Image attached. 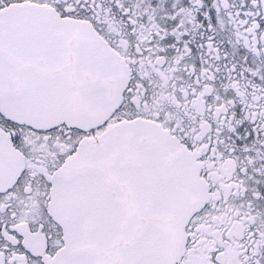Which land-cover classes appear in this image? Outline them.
<instances>
[{"label": "snow or ice", "instance_id": "obj_1", "mask_svg": "<svg viewBox=\"0 0 264 264\" xmlns=\"http://www.w3.org/2000/svg\"><path fill=\"white\" fill-rule=\"evenodd\" d=\"M0 264H264V0H0Z\"/></svg>", "mask_w": 264, "mask_h": 264}]
</instances>
